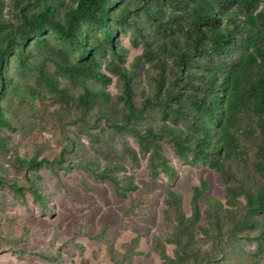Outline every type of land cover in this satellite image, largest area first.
<instances>
[{
    "label": "trees",
    "instance_id": "obj_1",
    "mask_svg": "<svg viewBox=\"0 0 264 264\" xmlns=\"http://www.w3.org/2000/svg\"><path fill=\"white\" fill-rule=\"evenodd\" d=\"M14 2L19 11L17 22L4 18L0 2V128H14L6 116L8 103H2L4 92L20 90L22 101L30 107L37 99L63 111H79L85 122L94 111L95 122L103 119L117 131H128L138 148L124 143L122 152L136 164L146 158L153 178L160 173L170 181L177 177L163 150L164 143H169L183 161L217 172L225 184L226 200L207 198L209 208L204 211L202 199L210 183L201 178L192 188L188 215L182 194L171 186L166 189L164 221L172 227L154 240V249L165 264L208 263L210 257H200L194 248L197 236L221 240L225 235L242 234L263 253L264 0ZM127 29L133 31V46H144L131 68L124 65L123 48H116L117 33ZM107 51L121 60L109 66L122 83L116 98L105 89L112 76L101 69L99 55ZM36 54L40 56L37 87H21L6 74L11 59L25 69ZM140 64L154 67L156 74L152 91L138 104L134 82ZM62 79L81 85L82 90L72 93L61 86ZM88 81L97 87L87 85ZM148 111H155L157 120L141 127L139 122ZM92 136L99 142L97 134ZM76 144L68 137L59 163ZM83 147L79 140L77 150ZM101 152L108 155L111 151ZM38 154L20 157L14 151V159L26 171L36 170L50 163L38 159ZM79 166L97 179L112 182L120 198L136 188L130 176L121 174L124 166L120 163L84 158ZM27 177L35 200L46 208L37 176ZM11 187L23 194L22 185L12 183ZM233 210L240 216L226 227L223 213L233 214ZM205 213L208 226L201 223ZM168 244H174V255L167 252Z\"/></svg>",
    "mask_w": 264,
    "mask_h": 264
},
{
    "label": "rangeland",
    "instance_id": "obj_2",
    "mask_svg": "<svg viewBox=\"0 0 264 264\" xmlns=\"http://www.w3.org/2000/svg\"><path fill=\"white\" fill-rule=\"evenodd\" d=\"M0 2L4 6V18L17 22L19 11L14 0ZM51 36L58 44L56 36ZM132 37L131 29L119 31L116 36V48H123L122 59L127 68L132 67V62L144 50L143 45L133 46ZM36 57L25 69L12 58L6 74L14 77L21 87H37L36 65L40 56L36 54ZM99 58L101 69L112 76V82L105 89L116 98L122 91V83L109 66L121 60L110 51L100 54ZM136 71L135 101L139 104L152 91L156 70L140 64ZM60 82L72 93L82 90L81 85H73L66 79ZM87 85L97 87L93 81ZM21 92L6 90L2 101L8 103L6 116L13 121L14 128H0V179H3L0 181V264H165L154 249V240L162 230L167 232L172 227L164 221L166 189L171 186L182 194L188 215L192 188L201 178L210 183L202 199L203 210L209 208L207 198L225 202V184L220 175L207 165L183 161L171 144L165 142L163 150L177 170L176 179L170 181L164 173L153 178L146 158L136 164L122 152L124 143L138 148L136 139L128 131H117L103 119L95 122L94 111L85 122L80 119L79 111H63L37 99L30 107L22 101ZM156 120V112L148 111L139 124L144 127ZM96 134L100 137L97 143L94 140L97 137L92 136ZM68 137L77 141L76 147L59 163ZM79 140L85 145L82 151L77 150ZM101 150L111 152L103 155ZM14 151L28 158L39 152L38 159L44 158L50 163L26 171L14 159ZM84 158H94L102 164L109 160L122 164L121 174L130 176L136 188L126 198L118 197L112 182L97 179L79 166ZM32 174L35 179L37 176L46 208L40 206L29 189L27 175ZM12 183L22 185L23 194L14 191ZM233 212L223 213L226 227L240 216L236 210ZM208 222L205 213L201 223L208 226ZM174 248V244H168L167 252L174 255ZM194 248L200 257H210L206 264H264V252L259 253L256 242L242 234L225 235L221 240L197 236Z\"/></svg>",
    "mask_w": 264,
    "mask_h": 264
}]
</instances>
